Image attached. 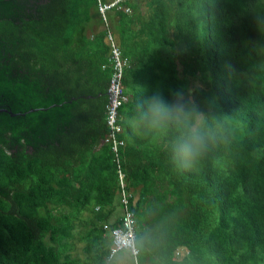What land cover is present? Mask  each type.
Here are the masks:
<instances>
[{"label": "trees", "instance_id": "trees-1", "mask_svg": "<svg viewBox=\"0 0 264 264\" xmlns=\"http://www.w3.org/2000/svg\"><path fill=\"white\" fill-rule=\"evenodd\" d=\"M96 2L17 0L0 17L3 72L91 97L68 110L83 120L58 147L0 144V264H103L120 217L116 165L136 264H264V0H133L105 22ZM107 31L126 65L115 160L103 141ZM179 88L210 133L191 165L174 153L177 131L157 132L138 108Z\"/></svg>", "mask_w": 264, "mask_h": 264}, {"label": "water", "instance_id": "water-1", "mask_svg": "<svg viewBox=\"0 0 264 264\" xmlns=\"http://www.w3.org/2000/svg\"><path fill=\"white\" fill-rule=\"evenodd\" d=\"M15 1L0 2V17L6 11L16 13ZM89 98L87 91L69 94L67 89L34 90L27 81L0 69V144L10 153L19 147L18 137L27 143L25 152L41 146L58 147L57 136L70 134L76 129L74 122L83 120L69 116L68 110ZM5 194L0 191L1 198Z\"/></svg>", "mask_w": 264, "mask_h": 264}, {"label": "clouds", "instance_id": "clouds-1", "mask_svg": "<svg viewBox=\"0 0 264 264\" xmlns=\"http://www.w3.org/2000/svg\"><path fill=\"white\" fill-rule=\"evenodd\" d=\"M171 95L172 99L168 100L158 90H154L138 104V108L146 125L157 132L175 129L178 133L173 144L175 155L190 165L195 164L207 147L210 133L201 126L202 111L192 92L186 93L183 88H179ZM114 242L121 250L136 247L135 238L127 233H120Z\"/></svg>", "mask_w": 264, "mask_h": 264}, {"label": "built area", "instance_id": "built-area-1", "mask_svg": "<svg viewBox=\"0 0 264 264\" xmlns=\"http://www.w3.org/2000/svg\"><path fill=\"white\" fill-rule=\"evenodd\" d=\"M129 0H107L104 2H96L95 7L97 10V13L99 17L101 18L102 22H105L106 15L110 11H121L123 13H128L129 9L126 6L125 2ZM112 33L110 31H107L104 36V41L107 45V52H108V58L110 59V65H112L111 74L108 79V85L105 92L106 102L104 105V121L106 124V127L108 129V132L106 136L104 137L103 141L109 143L110 145V151L113 152V160L117 159V156L114 155L116 152V149H118L119 146L123 145V142L116 139L115 134L119 133L120 126L116 121V109L120 106L121 103L125 101V96L123 95L122 85H121V72L122 67L125 65V60L120 59L119 52L116 48L114 39L112 37ZM126 66V65H125ZM118 164V163H117ZM117 168V174L118 177V184L120 186V217L118 219V224L110 228L108 230V234L110 235V245L108 248L107 256L103 262V264H106L110 260L113 259V257L116 255L118 251L121 249H118L115 245V237L118 236L120 233H127L129 236H132L135 238L133 234V225L131 220V214L126 208V201L127 196H125V193L123 191V178L122 174L119 171L118 165L115 166ZM102 228H105L104 225H102ZM129 254V257L132 259V264H136V258L138 255V251L136 247L132 250H126Z\"/></svg>", "mask_w": 264, "mask_h": 264}, {"label": "rangeland", "instance_id": "rangeland-1", "mask_svg": "<svg viewBox=\"0 0 264 264\" xmlns=\"http://www.w3.org/2000/svg\"><path fill=\"white\" fill-rule=\"evenodd\" d=\"M73 250L71 251V256L74 257V258H77L78 259V262H80V260H82V253L80 251L81 247H82V243H78V242H73ZM179 255L183 253V250L181 251H178ZM125 256L123 250H120L116 253V255L113 257V259L111 260L112 262H118L120 263L121 261V257ZM138 260V258H137Z\"/></svg>", "mask_w": 264, "mask_h": 264}, {"label": "crops", "instance_id": "crops-1", "mask_svg": "<svg viewBox=\"0 0 264 264\" xmlns=\"http://www.w3.org/2000/svg\"><path fill=\"white\" fill-rule=\"evenodd\" d=\"M97 1L98 2H104V1H107V0H97ZM127 2H129L128 5H126V6H128V9H129V12L128 13H130L132 11L131 7L133 8V11H135L136 9H135L134 5L132 4L133 0L126 1L125 4ZM130 4L132 5L131 7L129 6ZM109 15H110V17L112 16V11H110L108 13V17H109ZM112 37L114 39V35ZM118 211H119V209H118ZM178 251H181V249H179ZM123 252H124L125 256H123V257L120 258L121 259L120 263H123V264H132V262H131L132 259L129 257L128 252L126 250H123Z\"/></svg>", "mask_w": 264, "mask_h": 264}]
</instances>
